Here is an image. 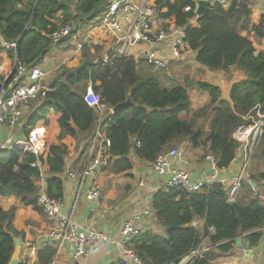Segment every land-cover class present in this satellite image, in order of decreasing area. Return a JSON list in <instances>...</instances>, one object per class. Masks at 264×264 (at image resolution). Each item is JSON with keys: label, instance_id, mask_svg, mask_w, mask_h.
Returning <instances> with one entry per match:
<instances>
[{"label": "trees", "instance_id": "16d2710c", "mask_svg": "<svg viewBox=\"0 0 264 264\" xmlns=\"http://www.w3.org/2000/svg\"><path fill=\"white\" fill-rule=\"evenodd\" d=\"M71 2L0 0V39L15 42V47L8 50L19 61L36 64L57 43L52 38L55 31L72 20L99 23L108 0H76L72 6ZM155 6L159 16L172 17L176 26L183 27L185 49L195 52L196 63L210 70L228 71L235 67L244 72L245 78L230 86L228 98H222L220 89L205 81L186 79L181 84L167 78L164 80L169 84H163L157 74L137 68L133 57L111 53L107 63L93 64L84 54L88 62L83 68L75 73L66 69L63 80L54 82L50 90H43L32 102L23 126L25 135L54 108L60 114L59 140L66 135L81 140L98 127L110 141L107 167L113 173L131 169L127 156L130 149L150 163L181 141L214 155L218 169L227 168L240 145L234 132L250 122L246 115L256 105L264 110V51H257L251 39L252 32L257 42L264 37V20L252 25L250 8L240 0H231L226 7L216 0H155ZM87 82L108 108L123 102L127 94L131 104L117 113L108 111L98 124L99 112L83 99ZM192 86L208 95L207 103L193 112L188 96ZM260 139L264 155V129ZM67 153V145L62 142L50 144L45 156L18 147L0 150V195H13L22 204L41 211L37 205L40 169L35 165L40 162L44 165L46 193L62 199L60 174ZM249 178L264 180V172ZM244 187L245 199L236 196L233 202L228 201L229 189L220 183L206 184L201 191L192 193L180 188L156 191L150 207L164 234L146 229L131 239L130 246L145 264H178L200 243L202 236L208 235L213 247L191 264H210L218 250H229L242 234L249 245H256L262 235L258 229L264 226V203L254 195L250 183ZM14 209L4 210L0 206V264L9 262L13 238L20 234L12 226ZM196 216L204 220L201 231L191 225ZM211 227L214 233L209 234ZM55 253L54 245H45L37 253V264H50Z\"/></svg>", "mask_w": 264, "mask_h": 264}, {"label": "crops", "instance_id": "0c3cea01", "mask_svg": "<svg viewBox=\"0 0 264 264\" xmlns=\"http://www.w3.org/2000/svg\"><path fill=\"white\" fill-rule=\"evenodd\" d=\"M75 1L72 0L71 6ZM226 1V5H228L231 0ZM240 1L246 3L250 8V22L252 25L258 24L262 19L264 20V0ZM109 2L110 0H108ZM90 22L82 26L77 25L78 29L53 44L44 57L36 63L46 71V75L42 81L43 90H50L54 82L63 80L67 73L66 69L73 71L85 60L88 62L84 54H87L89 59L94 61L107 55L110 51L111 44L114 41L110 30L104 27L92 26L94 20ZM167 22H173L172 18L166 19L158 14L157 24L162 25V27L168 25L166 27L168 29L170 25ZM85 36H87L86 41L80 49H76L77 43ZM251 39L256 50L264 51V37L260 42H257L254 40L252 32ZM166 45L164 42L159 47L167 52ZM146 48H148V45L138 44L129 49V56L136 60L137 68L145 69L147 67L140 58V54ZM8 49L10 48H4L0 39V83L7 72L11 70L15 59L14 53ZM194 54L195 52L187 50L181 60L172 61L167 71L169 73L166 72L167 77L162 79L171 78L177 80V76L170 70L173 64L176 67L180 63L183 65L192 64L190 69L195 68L203 75H207V82L216 85L220 89V96L226 99L228 98L232 83L245 78L244 72L235 67H231L228 71L210 70L196 63ZM210 77H212L211 80H209ZM89 84L90 82H87L85 88ZM165 84L169 83L165 81ZM81 85L84 88V85ZM33 101L27 102L24 105L21 121L11 132L14 139H25L27 137L23 132V126L26 124L25 117L29 114L30 105ZM59 116L60 114L54 108H50L45 115V119L39 120L33 130H40L42 132L41 147L43 156L46 155L50 144L62 142L67 145L68 153L65 157V166L60 174L63 185L61 199L63 211L66 213L72 211L74 219L82 226H91L108 235H116L126 219L137 214H143L144 209H149V216L142 215L139 220L135 221L137 227L143 231L151 229L156 233L164 234L162 228L156 224L150 204L153 194L160 190L165 177L154 173L150 168V163L138 158L132 149H130L127 155L132 167L124 173H113L106 166L95 170L91 176L86 177L81 183L77 178L68 177L69 172L79 171L88 162L91 148L90 138L95 136L98 127L94 129L92 135L84 136L81 140H77L69 135L59 140ZM6 134V127L4 125L0 126V138L4 139ZM233 137L235 138L234 134ZM42 143L43 145L45 144V148ZM261 146L262 144L260 143L259 145L256 144L252 151L248 152L249 144L245 141H240L235 158L230 165L224 169L214 170L212 164L205 159L207 154L203 153L204 149L193 148L188 141H181L171 147H179L182 150L181 156L172 160L171 164L174 168L186 170L194 181L206 180L212 175H216L225 181V187L229 189L230 193L236 177L242 176L244 178L246 175L257 176L259 173L264 172V155L262 154ZM250 155L253 156L251 168L245 170V163L243 164V161L245 160L246 162ZM262 180V178H257L256 180L245 179L237 190V198L245 199L244 186L249 181L250 185L252 182H255V186H251L254 190V195L255 192L262 191ZM91 189L99 191L98 198L88 199L86 197ZM0 206L4 210H8L11 207L15 208L12 226L20 233L17 235L20 241L18 247L20 264H37V253L39 249L47 244H52L56 248V253L50 264H73L71 259L73 247L70 243L59 239L48 240L55 225L53 221L46 218L42 211L34 210L31 206L22 204L19 198L13 195H0ZM191 225L201 231L204 220L196 216L192 220ZM258 230L261 231L262 235L256 245H249L243 238L244 234H242L239 236L241 242L239 244L235 242L229 250H218L216 252L214 248L213 251L216 252V255L210 264H264V226ZM203 239H205V236H202L201 240ZM206 242H208V239ZM92 250L85 259H81L80 264H107L117 260V252L113 246L97 245Z\"/></svg>", "mask_w": 264, "mask_h": 264}, {"label": "built area", "instance_id": "2783aa9c", "mask_svg": "<svg viewBox=\"0 0 264 264\" xmlns=\"http://www.w3.org/2000/svg\"><path fill=\"white\" fill-rule=\"evenodd\" d=\"M216 1L226 6V0ZM189 9V7H185V10ZM157 17L158 9L154 0H123L119 3L110 0L105 11L101 14L99 26L109 29L114 41L107 55L92 60V63L98 64L100 61L107 63L111 53L131 57L129 56V49L138 44L148 45V48L140 54V58L150 68L165 70L172 61L181 60L187 51L183 42V27L176 26L173 21L167 22L170 25L167 29L168 25L162 27V25L157 24ZM75 28V23H65L52 34V38L57 42L69 36ZM86 39L87 36L83 37L77 43L76 49H80ZM164 42L167 44V52L159 47ZM2 44L6 49L15 47V42L2 41ZM45 75L46 71L39 65H26L15 57L11 70L7 72L0 83V126L4 125L7 130L5 138H0V150L18 147L36 156L42 154V132L40 130L30 131L25 139H14L11 132L21 121L24 105L37 99L42 92V81ZM83 99L88 106L99 112L98 124L101 123V119L106 112L112 113L111 108H108L102 102L101 96L93 90L91 83L86 86ZM246 119H249L250 122L239 126L234 132V136L239 142L245 141L249 144L248 152H251L260 141L263 133L264 110L256 105L252 112L246 115ZM138 144L139 142L136 141V145ZM109 145L110 141L102 136L97 129L95 136L91 139L88 162L79 171L69 172L68 177L77 178L81 183L86 177L91 176L95 170L108 166L110 157L106 150ZM181 153L182 150L179 147H174L159 154L154 161L150 162L152 171L165 177L160 190L167 191L170 188H180L186 193H192L201 191L202 187L209 183H220L225 186V181L216 175H212L206 180L194 181L186 170L174 168L171 161L180 157ZM205 159L212 164L214 170L218 169L215 165L214 155L207 154ZM35 165L40 169V177L37 180L39 189L37 205L46 218L53 221L55 225L49 237L67 241L72 245L71 259L73 264H80L81 259H85L97 245L113 246L120 264H145L130 246V241L134 236L143 232L141 228L137 227L135 221L139 220L142 215L149 216V209H144L143 214H137L126 219L116 235H108L91 226H82L74 219L72 211L68 213L63 211L61 199L48 196L45 191L44 168L40 162ZM248 178L249 175L244 178L242 176L235 178L228 201H234L241 183ZM261 187L262 191L255 193L257 198L264 203V180L261 181ZM86 197L96 199L99 197V191L91 189ZM212 233H214V229L211 227L209 228V234ZM207 239L208 242H206ZM212 247L213 245L209 243V236L207 235L178 264H191Z\"/></svg>", "mask_w": 264, "mask_h": 264}, {"label": "rangeland", "instance_id": "374dc122", "mask_svg": "<svg viewBox=\"0 0 264 264\" xmlns=\"http://www.w3.org/2000/svg\"><path fill=\"white\" fill-rule=\"evenodd\" d=\"M226 6H224V7H226ZM75 21L76 20H74V21L72 20L70 22L74 23ZM76 22H77L78 26H82V25H85L86 24V22L84 20H77ZM90 23H88V24H90ZM93 25L95 27H100L99 26V23H93L92 26ZM190 66H192V64H184L183 65L182 63H180V65L178 67H176L174 64L172 65V67H171L170 70L173 71V73L177 76V82H179L181 84H184V81L186 79L192 80L194 82L195 81H205V82L208 81L207 80V78H208L207 75H203L199 70H196L195 68L190 69ZM145 69H147L151 73L157 74L161 78L167 77V73H169V72H167L169 70V67H167V69H165V70H156V69H153V68H150V67L147 66ZM211 79H212V77H210L209 80H211ZM162 80H163L162 83L164 84L165 80L164 79H162ZM188 96H189L190 102H191V104H190V110H191V112H193L196 109L202 107L208 101V95H207V93L206 92L199 91L194 86H192V87H190L188 89ZM206 124H207V122H204L205 129H207ZM259 143H260V141L257 143V145H259ZM252 158H253V156L250 155L249 158H248V160L246 162H245V160L243 161V164L245 163V170L251 168Z\"/></svg>", "mask_w": 264, "mask_h": 264}, {"label": "water", "instance_id": "95a60500", "mask_svg": "<svg viewBox=\"0 0 264 264\" xmlns=\"http://www.w3.org/2000/svg\"><path fill=\"white\" fill-rule=\"evenodd\" d=\"M114 2H122L123 0H113ZM201 2H211L214 0H198ZM87 64V60H85L79 67H77L76 69H74L72 72L75 73L77 71H79L81 68H83L85 65ZM129 104H131V99H130V95L127 94L126 99L123 102H120L118 104H116L115 106L112 107L111 111L112 113H117L118 111L122 110L124 107H127ZM43 147L45 148V144L43 145ZM251 186L254 187L255 186V182L251 183ZM48 240H54V238L48 237ZM14 241V250L12 253V256L9 260V262L7 264H20L19 263V256H18V247L20 245V241L18 237H14L13 238ZM241 242V238L237 237L236 238V243L239 244Z\"/></svg>", "mask_w": 264, "mask_h": 264}, {"label": "clouds", "instance_id": "9594fccd", "mask_svg": "<svg viewBox=\"0 0 264 264\" xmlns=\"http://www.w3.org/2000/svg\"><path fill=\"white\" fill-rule=\"evenodd\" d=\"M154 2H155V0H154ZM112 109V108H111ZM33 130V129H32ZM32 130H30V131H32ZM41 155H43V154H41ZM43 166V165H42Z\"/></svg>", "mask_w": 264, "mask_h": 264}, {"label": "bare ground", "instance_id": "6f19581e", "mask_svg": "<svg viewBox=\"0 0 264 264\" xmlns=\"http://www.w3.org/2000/svg\"><path fill=\"white\" fill-rule=\"evenodd\" d=\"M100 62H102V61H100Z\"/></svg>", "mask_w": 264, "mask_h": 264}]
</instances>
